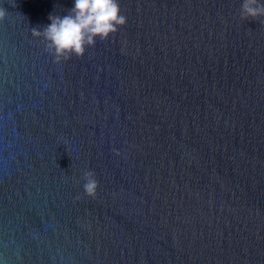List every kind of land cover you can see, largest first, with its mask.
I'll return each instance as SVG.
<instances>
[{
    "label": "water",
    "instance_id": "obj_1",
    "mask_svg": "<svg viewBox=\"0 0 264 264\" xmlns=\"http://www.w3.org/2000/svg\"><path fill=\"white\" fill-rule=\"evenodd\" d=\"M73 4L0 0V264H264V17L119 0L56 63L32 28Z\"/></svg>",
    "mask_w": 264,
    "mask_h": 264
},
{
    "label": "clouds",
    "instance_id": "obj_2",
    "mask_svg": "<svg viewBox=\"0 0 264 264\" xmlns=\"http://www.w3.org/2000/svg\"><path fill=\"white\" fill-rule=\"evenodd\" d=\"M4 16L5 11L0 8V20ZM240 17H264V3L260 0H242ZM48 19L50 23L42 30L32 28V36L42 38L45 50L56 63L72 55L82 56L86 47L95 45L97 37L101 41L106 40L126 23V17L120 14L119 0H74L73 7L66 15L50 14ZM116 154L119 155V152ZM83 180L84 194L95 198L98 182L94 173L85 171Z\"/></svg>",
    "mask_w": 264,
    "mask_h": 264
}]
</instances>
